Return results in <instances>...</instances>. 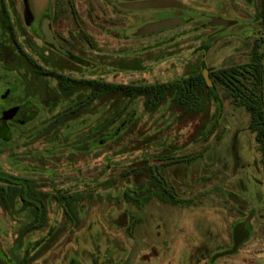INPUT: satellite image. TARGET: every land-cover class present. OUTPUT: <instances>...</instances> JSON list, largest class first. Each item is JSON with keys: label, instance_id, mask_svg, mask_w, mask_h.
<instances>
[{"label": "rangeland", "instance_id": "374dc122", "mask_svg": "<svg viewBox=\"0 0 264 264\" xmlns=\"http://www.w3.org/2000/svg\"><path fill=\"white\" fill-rule=\"evenodd\" d=\"M54 1L60 6L64 34L72 27L69 1L81 17L88 13L91 19L102 18L98 12L104 0ZM183 1L200 11L229 15L220 1ZM233 1L228 5L230 16L260 29L258 20H253L254 8L243 0ZM46 2L50 6L51 0H0V18L4 9L15 26V39L37 62L39 58L56 61V55L45 52L34 35L29 34L30 46L25 41L29 36L25 27L38 21ZM79 23L91 46L87 51L76 36L69 48L80 57L88 55L90 66L68 68L114 84L168 83L201 69L241 66L251 43L232 26L223 25L208 37L202 20L132 42L122 41L118 32L130 20ZM8 41L0 28V44ZM13 56L9 67L0 66V74L19 81L18 93L9 104H19L21 98L37 105L36 93L45 88L54 94L52 81H35L28 67ZM262 85L264 101V78ZM88 94L86 88L68 97L55 93L54 108L46 110L38 104L33 120L12 125L9 140L0 139V174L26 178L29 192L42 196L46 205L32 207L29 200L32 204L25 207L13 196L12 187L0 183L10 192L0 197V250L11 263L34 258L31 264H65L61 253L66 243L78 249L89 239L102 249L107 242L118 264H264L261 155L248 129V113L233 106L224 86L216 84L215 97L206 92L205 109L196 114L185 113L169 98L152 109L142 96L128 100L103 94L90 101ZM77 102L81 103L77 114L57 123L55 119ZM123 121L126 128L115 132ZM83 144L87 150L80 149ZM161 161L168 164L164 170ZM154 165L165 177L169 196L152 182L147 169ZM249 214L250 238L236 253L211 262L230 248L232 228Z\"/></svg>", "mask_w": 264, "mask_h": 264}, {"label": "flooded vegetation", "instance_id": "af4514ba", "mask_svg": "<svg viewBox=\"0 0 264 264\" xmlns=\"http://www.w3.org/2000/svg\"><path fill=\"white\" fill-rule=\"evenodd\" d=\"M152 0H116L114 2L110 1H102V11L98 13L101 15L102 18L93 15V19H91L87 13V16L81 17L79 15L74 4L72 2L67 3V8L69 9L68 15L69 19L72 20V27L68 30L69 32L64 34L62 33L61 23L62 19L58 16L59 8L58 2L51 0L50 6L48 3H45V9H40V14H38V21L31 20L30 26L25 27L26 33L32 34L35 36L39 46L45 49V52H52L56 55V61L49 62L45 61L42 58H39V62L35 59H32V56L23 48V45L19 44L15 39V26L11 23L8 16L6 17L7 20L4 19L2 15L0 18V28L5 32L9 41L7 44H0V57L3 58L0 60V66L6 68L9 67L10 64L13 62V55H16L27 67L28 73L34 80H49L52 81L55 86V92L57 95H62L64 97H68V93H62L60 88H73L72 91L77 89H88L89 91V82H99V83H108L103 80H97L89 78V76H85L84 73L71 70L69 69V65L73 67H82V68H89L90 61L87 58L88 55L84 54V57H80L79 55L73 53L69 45L72 44L73 40L78 37L80 42H83V45L89 51L91 46V41L86 36L85 31L83 30L82 25L79 23L80 20H130L131 24L127 27L118 28L119 35L123 39L124 42H132L135 40H139L146 37L160 35L166 32L173 31L177 28L185 26L191 21H203V25L205 30H207L208 34L206 36H210L211 33L216 31H221L223 25H212L213 20H222L227 22H235L229 26L238 27L241 31V36L243 40H248V44L246 49L247 53L243 56L245 61L243 62L244 72H250L253 67H258L260 70V77H261V92L260 95L263 101V70H264V33L260 32V30H264V0H243L245 6L252 7L255 10V16L253 20H258V27L257 29L254 27V24L250 22H242L240 18L231 17L232 11L228 9V5H232L234 3L233 0H216L223 3L224 8L227 9L229 15H220L218 13H207L204 11H200L192 7L191 5H187L183 0H176L177 2L181 3L188 10H180L175 8H147V9H130L129 6L137 3L149 2ZM228 3V4H227ZM43 4V3H42ZM4 11V9H2ZM1 10V11H2ZM44 10L47 13L44 14ZM5 12V11H4ZM3 13V12H2ZM6 13V12H5ZM7 15V13H6ZM225 16V17H224ZM40 18V19H39ZM163 20H182V24L177 25L175 27L169 29H163L158 32L150 33L147 35H139V29L146 24L156 23ZM257 23V22H256ZM44 30L49 31L52 37V40L55 42L58 49L46 42ZM106 30V29H105ZM77 36V37H76ZM26 42L31 45L30 35L25 38ZM27 45V44H26ZM38 48L37 46L35 47ZM63 52H61V51ZM43 51V50H41ZM127 52V51H126ZM204 53V52H203ZM202 53V54H203ZM240 67V66H235ZM233 68V67H230ZM203 69H201V72ZM208 72H212L215 70H206ZM208 78V77H207ZM205 80V79H204ZM209 80V78H208ZM215 91H216V84H220L219 81H215L214 83L209 80ZM156 84V83H155ZM114 85H132V84H114ZM152 85V84H150ZM206 85V82H205ZM76 86V87H75ZM207 86V85H206ZM19 88V81L15 78L9 76H3L0 74V139L7 141L9 140V133L11 131L12 125H25L31 120H33L36 116V112L38 110V106L41 105L42 108L46 110H51L55 107V104H58V99L53 93V90L45 88L42 94L39 92L36 93L37 100L40 99L37 103L34 104L31 100L24 99L22 100L19 98L21 103L19 104H9V100L18 93ZM208 88V86H207ZM210 90V89H209ZM73 93V92H72ZM71 93V94H72ZM89 95V94H88ZM39 97V98H38ZM15 100V99H14ZM232 100V99H230ZM264 102V101H263ZM80 102H77L78 104ZM84 103V102H83ZM81 104V103H80ZM51 105V108H49ZM66 111V110H65ZM64 111V112H65ZM64 112L58 116L61 117ZM74 116V115H73ZM58 118L55 120L58 121ZM64 119H61L63 121ZM81 146V150H87ZM80 147V146H79ZM162 169H166L167 165L165 162L161 161L158 163ZM159 165H154L149 167L147 170L152 173L153 184H158L159 191L162 195H170V189L166 186V181H164V175L161 176V169H159ZM154 174V175H153ZM159 177L155 176L158 175ZM0 183L6 185L7 187H12L13 196L17 198L20 202H22L25 207H27V203H31L29 200L33 201V206L37 207L42 205L43 208L46 206L44 203L45 201L32 193L29 192V182L26 178L19 177L12 175L11 173L8 175H1L0 174ZM0 184V190L4 193L0 195L2 198L4 194H10L9 189H6ZM167 187V188H166ZM1 192V191H0ZM68 201V199H66ZM32 204V203H31ZM39 204V205H37ZM42 212L41 215H45L44 210H39ZM67 211V210H66ZM244 222H240L243 224ZM249 229V237L251 236V228L247 226ZM39 229V228H38ZM247 239V240H248ZM246 240V241H247ZM85 244L79 247L78 249L71 248L73 244L70 242L66 243V249L61 253L62 259L64 260L65 264H118V260H115L112 255V250L107 247V242H104V248L102 249L100 245L96 247V244L91 245L89 239L83 240ZM232 241V240H231ZM244 241L243 243H245ZM58 242V241H57ZM242 243V244H243ZM241 244V245H242ZM67 245L70 247H67ZM240 245V246H241ZM39 245L36 246L34 250L38 248ZM232 246V242H231ZM230 246V248H231ZM239 246V247H240ZM238 247V248H239ZM228 248V249H230ZM227 249V250H228ZM226 251V250H224ZM237 251V250H236ZM220 252V251H219ZM236 253V252H235ZM34 251L29 252V257H33ZM20 258V264H31L34 258L27 259ZM210 259V258H209ZM28 262V263H27ZM198 262H201V259H198ZM37 262L35 261V264ZM0 264H13L11 263L10 259L1 252L0 250Z\"/></svg>", "mask_w": 264, "mask_h": 264}, {"label": "trees", "instance_id": "16d2710c", "mask_svg": "<svg viewBox=\"0 0 264 264\" xmlns=\"http://www.w3.org/2000/svg\"><path fill=\"white\" fill-rule=\"evenodd\" d=\"M2 12L4 19L7 20L6 13L3 10ZM2 59L0 57V60ZM204 76H207L213 83L219 81L220 85L224 86L228 92L230 99H232L233 106L235 108L241 107L248 113V129L254 134L255 142L258 144L261 155L260 163L264 175V104L260 95L261 77L257 66L253 67L250 72H244L243 65L208 73L203 70L193 76L152 85H114L91 81L89 82V100L91 101L103 94L109 96L119 95L128 100L142 96L145 98L147 108L157 109L169 98L174 106L181 108L185 113H201L206 106L205 93L207 92L210 97L213 95L205 85ZM72 89L63 88L62 86L60 88L62 93H68V95L76 91L75 88L73 91ZM79 105L80 103L72 106L61 117H57V123L61 122V119H69L77 114ZM49 108H51V105ZM126 126L127 121H123L115 132L125 129ZM0 191V195L4 193L2 190ZM237 225L239 224L235 226Z\"/></svg>", "mask_w": 264, "mask_h": 264}, {"label": "water", "instance_id": "95a60500", "mask_svg": "<svg viewBox=\"0 0 264 264\" xmlns=\"http://www.w3.org/2000/svg\"><path fill=\"white\" fill-rule=\"evenodd\" d=\"M130 9H147V8H175V9H180V10H188L187 7L182 5L181 3L177 2L176 0H152L149 2H143V3H137L129 6ZM212 25H224V26H229L231 24H234L235 22H227V21H222V20H213ZM182 24V20H163L160 22L156 23H150L146 24L143 27L139 29L138 34L139 35H147L150 33L158 32L163 29H169L172 27H175L177 25ZM44 35H45V40L46 42L54 45L57 49L58 47L56 46L55 42L52 40L51 34L49 31L44 30ZM61 51V50H60ZM63 52V51H61ZM206 85L212 92L213 96H216V91L212 85V83L208 80L207 76H204ZM252 218V214H249V216L246 218L243 224L237 225L233 228L232 230V246L230 249L217 253L213 259L211 260L214 261L217 258L224 257L227 255H232L236 252L238 247L248 239L249 237V229L247 226L249 225V222Z\"/></svg>", "mask_w": 264, "mask_h": 264}]
</instances>
